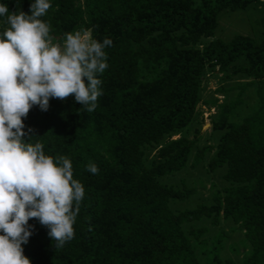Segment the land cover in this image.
Here are the masks:
<instances>
[{"label":"trees","instance_id":"1","mask_svg":"<svg viewBox=\"0 0 264 264\" xmlns=\"http://www.w3.org/2000/svg\"><path fill=\"white\" fill-rule=\"evenodd\" d=\"M0 3L29 12L30 0ZM251 5L264 15V0H50L40 19L54 43L84 29L112 46L104 49L108 67L93 111L70 94L50 98L47 111L33 106L24 118L36 135L30 142L54 160L68 158L84 188L73 238L63 247H53L35 218L28 221L32 235L22 248L31 264H237L222 254L228 234L208 235L205 224L221 221L244 235L242 264H264V17L258 38L211 40L222 12ZM208 71L246 82L208 103L217 143L199 149ZM251 89L248 108L243 96ZM89 162L96 174L85 170ZM205 163L211 174L225 167L229 186L216 190L212 205L172 209L193 190L160 179Z\"/></svg>","mask_w":264,"mask_h":264},{"label":"clouds","instance_id":"2","mask_svg":"<svg viewBox=\"0 0 264 264\" xmlns=\"http://www.w3.org/2000/svg\"><path fill=\"white\" fill-rule=\"evenodd\" d=\"M49 8L50 0H30L28 13L0 3V264H31L22 245L32 235V218L48 229L55 249L63 247L73 238L84 197L70 160L45 155L39 141L30 142L36 135L23 121L33 106L47 111L50 98L70 94L93 111L102 95L98 77L108 67L104 49L112 40L98 41L79 29L54 43L40 19ZM85 170L98 172L92 162Z\"/></svg>","mask_w":264,"mask_h":264},{"label":"rangeland","instance_id":"3","mask_svg":"<svg viewBox=\"0 0 264 264\" xmlns=\"http://www.w3.org/2000/svg\"><path fill=\"white\" fill-rule=\"evenodd\" d=\"M263 17L262 9L256 5H251L246 10L224 11L219 16V25L214 38L211 40L222 39L225 42H229L238 35L258 38L262 31L261 22ZM204 80L202 103L198 107L203 118L200 141L197 144L199 149L204 145L214 146L217 143V134L212 131L210 123V116L215 113V109H210L208 103L213 99H217L218 103H221L224 101L223 94L219 92L221 89H229L238 83L246 82L237 79L228 80L224 74H220L217 71L215 73L208 71ZM238 92L239 90H236L228 95L235 98ZM254 96V89L249 90L243 96L248 108L254 104ZM188 136L191 139L194 138L192 129ZM206 163L202 167H193L191 163L188 168L160 179L163 184L173 185L179 189L186 188L193 190L192 195L186 200L171 202L172 209L183 211L195 209L199 205H212L218 196V191L216 190L221 191L229 186V183L222 178V175L225 173V167L211 174ZM205 225L210 229L208 234L210 237L220 231L228 234L222 254L225 258H231L237 264H242V253L237 252L238 249L243 250L244 247V242L242 243L241 241L244 238L242 231L229 221H221V224L218 226H213L209 223Z\"/></svg>","mask_w":264,"mask_h":264}]
</instances>
